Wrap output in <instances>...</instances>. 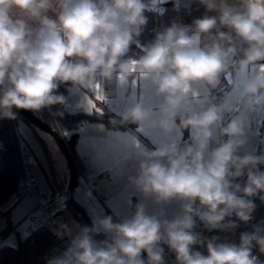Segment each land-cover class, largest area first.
<instances>
[{
	"label": "clouds",
	"instance_id": "9594fccd",
	"mask_svg": "<svg viewBox=\"0 0 264 264\" xmlns=\"http://www.w3.org/2000/svg\"><path fill=\"white\" fill-rule=\"evenodd\" d=\"M168 2L177 15L140 45L147 14L163 15ZM134 44L140 54L130 56ZM257 62H264V0H197L184 14L180 0H0V120L65 105L62 86L87 93L140 77L161 102L155 112L137 103L122 119L189 133L140 153L130 179L142 200L130 214L61 223L53 234L67 246L44 264H166L165 246L175 264H264V220L255 215L264 206V154H240L244 120L223 125L224 106L200 95L237 63ZM240 96L252 106L264 97V63L240 85ZM173 201L179 214L168 219ZM198 222L228 235L205 236ZM241 225L251 231L233 242L228 237Z\"/></svg>",
	"mask_w": 264,
	"mask_h": 264
},
{
	"label": "crops",
	"instance_id": "0c3cea01",
	"mask_svg": "<svg viewBox=\"0 0 264 264\" xmlns=\"http://www.w3.org/2000/svg\"><path fill=\"white\" fill-rule=\"evenodd\" d=\"M232 82L233 79H231L229 83ZM220 89L226 90V87H224V84L219 80L215 88H211L207 91L201 89L200 95L207 96L208 104L223 105L224 111L232 110L229 122L236 118L244 120L247 125L245 133H252L256 131L257 128H259L261 132L260 126L264 114L259 123L255 121L258 120L256 119V112L253 106L248 102L236 105L235 102L232 103V100L228 96H225L222 103L214 102L211 96ZM97 102L103 104L106 109V114L113 123V126L101 120L88 119L83 123H78V136L75 150L81 168L77 183L73 188V196L86 210L90 219H98L104 215L122 217L130 214L131 206L137 201L142 200L141 194L130 179L137 175L140 153L145 150H153L156 146L169 143L174 139L181 141L183 133L178 130H173L170 134H165L158 125L150 121L141 124L136 123L134 128L126 125H122L121 127L123 114L130 110L135 104L142 103L155 112L161 102L160 98L155 96L151 86L140 77H137L134 81L124 86L112 84L105 87L101 84L97 89L87 93H77L69 90L65 104L66 108L70 111L92 113L95 107L89 108V104L92 103L96 106ZM207 106L206 104L205 107ZM22 125L23 129H26L29 133L31 132L32 139L35 141L33 146L23 137V143L29 145L31 149L34 147L36 151V145L39 146V157L36 155L38 163L35 160L34 170L40 182V192L41 194L50 193V182L46 175L47 162L42 146L37 140L33 129L27 122L20 119L18 124L19 131ZM82 128L84 129L83 133L80 132ZM67 135H70V131L67 132ZM82 136L87 137L88 142L84 143L81 139ZM246 148L247 147H242L241 149ZM117 158L119 159V163L114 164L111 171H105L104 175H99L100 171H102L107 164ZM41 161H43L44 165ZM117 192L122 193V199L117 200L111 209L105 208L101 210L94 204V196L103 202L107 196ZM39 196L38 194H23L19 196L15 193L2 204L0 215L4 216V211H9L14 228H16L17 224L26 219L28 229L34 221L31 217L32 215H37L39 217L36 222H45L46 216L43 214V209L39 204ZM144 202L149 212H151V202ZM59 203L62 216L60 224L64 223L63 221L66 219L64 216H67L66 223L68 224H72V222L81 224L76 218L70 215L69 211L68 215L64 214V206H62L61 202ZM165 212L166 218H173L175 215L179 214V203L175 201L169 203L165 206ZM64 240L67 241V238ZM171 262L175 264V260L170 261V263Z\"/></svg>",
	"mask_w": 264,
	"mask_h": 264
},
{
	"label": "trees",
	"instance_id": "16d2710c",
	"mask_svg": "<svg viewBox=\"0 0 264 264\" xmlns=\"http://www.w3.org/2000/svg\"><path fill=\"white\" fill-rule=\"evenodd\" d=\"M196 6L197 0H180V13L184 14L187 8L191 7L195 9ZM161 7L166 9L163 15H155L152 13L147 14L149 16V22L142 35L138 38V42L140 45H144L154 38L153 29L158 28L161 23H165L169 21L173 16L177 15L171 2L162 4ZM212 14L214 15L215 13ZM193 15L197 16L200 15V13L193 12ZM184 18L185 22H191L190 17L185 16ZM139 54L140 48L135 44L132 45L129 55L136 56ZM237 55L239 56V58L242 57V53L240 52H238ZM59 91L64 93L65 97L67 98L69 91L67 88L62 86ZM52 112H62L63 115L51 114ZM35 114L46 123L57 129L61 136L66 139L70 151L74 156L78 175L80 173L81 167L76 156L75 144L78 136V123L80 122V120H82L83 118H87L89 120H101L108 125L113 126V123L109 120L107 114H99L95 111H93L92 113H86L83 111L73 112L66 108V104L55 105L52 107L51 111L45 109ZM20 119L27 122V124L33 129L37 140L42 146L47 162L46 175L50 182V193L57 195L58 200L63 203V206L67 207L72 217L76 218L81 224H86L83 216L81 215L79 210L71 203L68 197V187L71 179V167L68 159L67 163L69 167V175H65L62 174L58 169L55 157L48 145L46 138L39 132V130L43 129L32 123L20 111L18 112L16 119L0 120V213L2 211V204L11 195L15 193L19 196L26 194L22 190V184L26 178V172L21 155L22 146H24L30 152L32 162L34 161L33 164H35V160L37 159V156L35 155L33 149H31L29 145H25L23 143V136L21 135L18 128ZM122 125L131 126L134 128L136 126V123H132L131 121H124L123 119H121V127ZM260 130L262 133H264V117L261 122ZM68 131H70V135H67ZM182 133L183 135L181 142L187 140L189 136L187 130H184ZM244 152L246 151H240V154H243ZM243 179L244 178H241V181ZM75 201L79 205H81L76 199ZM257 204H259V201H257ZM255 215L256 221L264 220V206H260ZM4 216L6 218V224L0 230V235L2 237L7 235V233L11 231L12 228H14L9 211H4ZM32 225L33 229H31L29 232L31 233L30 238L26 241H22L19 238L17 242L19 245L18 248L12 249L9 247L0 246V264H44L45 256L49 255L52 250L61 249V247L64 246L65 240H59L53 234V230L58 228V226H49L46 221H33ZM242 231H251V226L243 225L242 229H237L235 236H231L228 238L233 242L238 243L239 234ZM165 255L169 258V261L175 260L174 254L169 252L166 246ZM261 259H264V256H262Z\"/></svg>",
	"mask_w": 264,
	"mask_h": 264
},
{
	"label": "rangeland",
	"instance_id": "374dc122",
	"mask_svg": "<svg viewBox=\"0 0 264 264\" xmlns=\"http://www.w3.org/2000/svg\"><path fill=\"white\" fill-rule=\"evenodd\" d=\"M240 59L241 58H239L238 61ZM261 64L262 63H257L256 65H251V66L244 68V67H241L239 63H237L235 67L229 72L231 73V79H233L232 83H229L230 80L227 78V74L222 75L220 77V81L224 84V87H226L225 96L230 97V99L232 100V103L235 102L236 105L238 104L240 105L242 103L247 102L246 99L240 96V85L246 82L252 73L260 70ZM253 109L255 110L256 115H257L256 119H258L255 121L259 122L261 117H263V114H264V97H261L258 103L255 106H253ZM227 111L230 113L232 112V110H227ZM39 132L46 138L48 145L55 157L58 169L61 171L62 174L69 175V167L67 163V158L65 154L63 153V151L59 148L55 139L50 134L46 133L43 130H39ZM20 133L22 134L23 137H25L28 140V142L31 145L34 146L33 143L35 141L32 139L31 132L29 133V131H27L26 129H23V132H22L20 128ZM245 139H246V143L243 147H247V148L241 149L240 151L252 152V153H257V154L260 151H264V133L260 132L259 128H257V130L252 133H245ZM33 149H34L35 155L39 157L38 151H36L34 147ZM36 162L38 163L37 159H36ZM41 163L44 165L43 161H41ZM62 206H63V203H62ZM68 213L69 212L67 210V207L64 206V214L68 215ZM64 218L67 219V216L66 217L64 216ZM66 219L63 221L64 223H66ZM5 220L6 218L0 215V225H5L6 223ZM2 228L3 227H0V230ZM18 228L20 229L21 232L23 231L30 232V229L29 228L27 229V220L25 219L19 224H17L16 228H12V230L9 231L7 235H5L4 237L0 235V243L7 241L10 235H15L16 240L18 242V239L20 238V235L17 232ZM67 243H68V240L64 242V246H62L61 249L66 247ZM165 260H166V264H170L169 258L167 256H165Z\"/></svg>",
	"mask_w": 264,
	"mask_h": 264
},
{
	"label": "built area",
	"instance_id": "2783aa9c",
	"mask_svg": "<svg viewBox=\"0 0 264 264\" xmlns=\"http://www.w3.org/2000/svg\"><path fill=\"white\" fill-rule=\"evenodd\" d=\"M212 100L216 103H222L225 98V89H220L217 92H214L211 96ZM94 111L99 114H106V109L102 103L97 102ZM231 117V113L228 111L223 112V125H226ZM88 119H82L79 123L85 122ZM258 154H264V151H260ZM21 155L24 163V169L26 172V178L22 184V190L26 194H38L39 196V204L43 209V214L46 216V222L49 226H57L61 221V207L60 201L57 196L53 193L41 194L40 190V182L38 176L34 170V164L32 162V157L30 152L22 146ZM34 221H38L39 217L37 215L31 216ZM242 226L239 229H242ZM29 229H33V225H30ZM198 232H203L205 236L211 237L214 235H220L221 238H224L228 234L219 233L217 230H213L212 232H208L204 229L203 225L198 222L197 228L195 229ZM203 251V249H201ZM170 264H174L171 262Z\"/></svg>",
	"mask_w": 264,
	"mask_h": 264
},
{
	"label": "water",
	"instance_id": "95a60500",
	"mask_svg": "<svg viewBox=\"0 0 264 264\" xmlns=\"http://www.w3.org/2000/svg\"><path fill=\"white\" fill-rule=\"evenodd\" d=\"M235 59H236V61H238L239 56L237 55L235 57ZM227 78L231 81V73L227 74ZM20 112L27 119H29L32 123H34L35 125H37L41 129L46 131L48 134L53 136V138L57 142L59 148L65 154L66 158L68 159V161L70 163V167H71V179H70V183H69V187H68V197H69L71 203L79 210V212L83 216L85 223L89 224L91 222V219H90L89 215L87 214L86 210L81 205H79L72 196V190H73V188H74V186L78 180V173H77V167H76V162H75L74 156L70 151V148L68 146L66 139L61 136V134L59 133V131L57 129H55L53 126L49 125L44 120L39 118L34 112L24 111V110H21ZM98 238L102 239L103 237H98Z\"/></svg>",
	"mask_w": 264,
	"mask_h": 264
},
{
	"label": "snow or ice",
	"instance_id": "6c2138e0",
	"mask_svg": "<svg viewBox=\"0 0 264 264\" xmlns=\"http://www.w3.org/2000/svg\"><path fill=\"white\" fill-rule=\"evenodd\" d=\"M94 107H95L94 104H92V103L89 104V108H94ZM21 130L23 132V125L21 126ZM80 132L83 133L84 129L83 128L80 129ZM81 139H82V141L84 143L88 142V138L85 137V136H82ZM36 148H37V151H39V146L38 145H36ZM118 163H119V159L118 158L116 160L110 162L109 164L106 165V167L102 171H100L99 175H104L105 171H111L112 170V166L114 164H118ZM119 199H122V193H119V192H117V193H115L113 195L107 196L103 200V202H101L96 196H94V204L97 205L99 207V209H101V210H103L105 208L111 209L113 207V205L116 203V201L119 200ZM4 226L5 225H0V227H4ZM17 232L19 233L20 240H22V241H26L31 236V233H29L27 231L21 232L19 228L17 229ZM0 246L16 249V248H18L19 245L17 243L16 236L15 235H10V237H9V239L7 241H4V242L0 243Z\"/></svg>",
	"mask_w": 264,
	"mask_h": 264
}]
</instances>
